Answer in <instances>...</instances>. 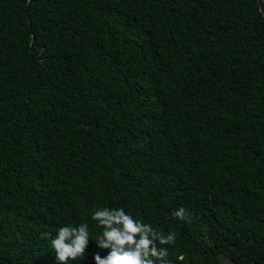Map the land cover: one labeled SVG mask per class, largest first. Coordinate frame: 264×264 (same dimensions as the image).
Instances as JSON below:
<instances>
[{"label":"trees","instance_id":"trees-1","mask_svg":"<svg viewBox=\"0 0 264 264\" xmlns=\"http://www.w3.org/2000/svg\"><path fill=\"white\" fill-rule=\"evenodd\" d=\"M103 209L264 264V0H0V264H96Z\"/></svg>","mask_w":264,"mask_h":264},{"label":"clouds","instance_id":"clouds-1","mask_svg":"<svg viewBox=\"0 0 264 264\" xmlns=\"http://www.w3.org/2000/svg\"><path fill=\"white\" fill-rule=\"evenodd\" d=\"M172 215L181 221L187 220L185 208L175 210ZM92 219L104 229L97 239V247L109 249L107 256L94 255L96 264H171L168 251L159 245H173L175 233L164 236L157 233L151 225L136 221L123 209L97 210ZM50 235V234H49ZM55 249L57 264H67L69 259L76 260L84 255L89 246L87 224L78 227L64 226L51 240ZM180 260L184 257L180 256Z\"/></svg>","mask_w":264,"mask_h":264}]
</instances>
